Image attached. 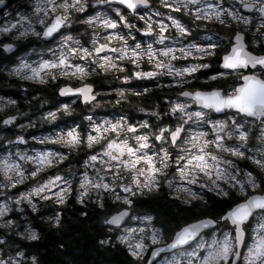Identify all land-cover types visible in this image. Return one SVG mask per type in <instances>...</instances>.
Wrapping results in <instances>:
<instances>
[{
  "label": "clouds",
  "instance_id": "1",
  "mask_svg": "<svg viewBox=\"0 0 264 264\" xmlns=\"http://www.w3.org/2000/svg\"><path fill=\"white\" fill-rule=\"evenodd\" d=\"M29 2L34 3L32 10L17 12L19 18L13 22L11 6L7 0H0V8L9 17V23L0 27V49L11 53L19 43L37 42L17 57L15 66L0 69L18 82L10 86L18 88L22 99L21 105L17 99L0 97V128L14 126L19 130L14 135L0 131V141L9 147L27 144L28 140L41 145L31 154L27 148L15 151L17 161L8 162L9 156L0 162V264H44L41 254L28 245L42 239L41 227L51 230L63 226L62 213L72 207L70 200L78 205L91 202L103 209L101 223L107 226L113 225L108 222L110 216L125 209L124 218L135 221L137 213L144 210L136 207L134 198L138 201L149 194L156 196L163 189L181 205L212 218L214 201L209 193L232 198L233 193L244 194L242 186L253 188L250 179L255 181V189L264 185V168L254 163L264 159V114L253 115L227 106L219 110L205 107L191 95L197 91L231 93L236 88L233 78L241 76L239 69L195 75L212 68V62L200 61L215 55L207 43L197 42L202 39L199 32L193 35V29L183 23L185 34L175 27L181 19L162 11L182 9L188 15L189 5L203 0H132V7L123 0ZM223 3L218 0L213 7L219 17L213 16L211 21L225 30L236 24L237 29L243 25L247 31L250 19L236 9L253 8V0H228L227 7ZM255 3L264 17V0ZM89 8L94 11L88 13ZM259 26H264V20ZM136 32L152 39L142 43L136 39ZM236 33L243 36V31ZM189 35L192 39L185 44ZM165 51L168 55H161ZM150 52L158 61L150 60ZM188 58L192 60L186 65L175 63ZM157 62L164 67H155ZM258 73L264 74V67ZM259 74L254 75L260 78ZM164 77L169 78L167 82ZM149 80L152 83H143ZM194 80L206 87H193ZM246 117H254L261 126L257 137L261 146L256 149L260 159L246 155L248 134L237 132L241 127L237 119ZM65 119L66 125L25 139L29 129ZM17 120L23 123L17 124ZM216 122L223 124L220 140L214 130ZM204 125H211V130L204 131ZM239 132L247 138L241 139ZM195 137H199V143ZM50 144L55 147H48ZM198 156L204 157L206 168L197 166L200 161L193 158ZM243 160L251 161L257 173L242 168L238 161ZM146 181L150 186H145ZM109 202L116 206L111 214ZM145 216L154 219L153 214ZM259 219L264 221V211ZM221 221L210 226L215 230L209 239L228 243L230 251L216 264H228L230 257L236 264L242 241L236 243ZM120 236L116 237L119 241ZM226 236L231 239L226 240ZM139 240L152 243L151 235L144 230ZM193 242L203 255L189 252L186 264L202 261L209 251L199 240ZM144 245L145 249L149 246ZM183 259L177 260L179 264Z\"/></svg>",
  "mask_w": 264,
  "mask_h": 264
},
{
  "label": "snow or ice",
  "instance_id": "2",
  "mask_svg": "<svg viewBox=\"0 0 264 264\" xmlns=\"http://www.w3.org/2000/svg\"><path fill=\"white\" fill-rule=\"evenodd\" d=\"M123 2L129 7L133 6L132 0H123ZM245 7H248V5H245ZM261 11H264V9H261ZM200 12L203 13L202 16ZM200 12L195 13L197 20L211 21L213 16L219 17V12L215 11L211 5L207 6L205 9H201ZM175 27L187 34L183 23H176ZM150 30L151 29L149 28V31ZM162 31L166 32V30L163 29ZM206 43L213 54L217 55V44L211 41ZM203 51L207 52L208 49ZM161 55H168V52H162ZM149 58L150 60L158 61V57L154 53L150 52ZM220 60L224 69L235 70L239 68H246L249 65H252L253 67H264V55H253L251 52L247 51L244 44V37L239 33L234 35L232 42L230 43V48H226L224 50L223 54L220 56ZM154 66L157 68L164 67V65L159 62H157ZM243 81L244 83L242 86L234 88L233 91L227 95H222L219 92L199 91L194 92L191 95L197 103H201L205 107L211 106L219 110L227 106L235 108L240 112L253 115L264 114V79H261L256 75H245L243 76ZM177 107L180 106L177 105ZM196 115L200 116L201 114L196 113ZM214 130L217 133V140L222 139L220 135V133L223 131L222 122H216L214 125ZM239 136L241 139L247 138L244 132H239ZM194 139H196L197 143H199V137H195ZM232 152L234 155L237 154L235 149H232ZM193 159L200 161V163L197 164L198 167H207V165L203 163V156L194 157ZM254 163L264 168V159L256 160ZM249 184L253 187V189L256 188L254 180L250 179ZM145 186H150V181H146ZM245 186H242L240 190L242 191L243 187ZM125 191H127V189ZM192 195L194 196L195 194ZM225 195H227V193H225ZM127 203L131 202L128 201ZM256 208L264 209V196H250L245 201L230 207L228 211L219 217H205L203 219H196L193 223L185 224L183 227L179 228V230L175 231L174 235L169 236L171 242L167 244L166 247L176 249L178 246L185 245L187 242L197 237L202 232V230L210 229V226L216 223L217 220H222L224 223L231 222L235 228L236 243H240L244 238V229L242 225ZM125 215H127L126 209L118 211L114 215L110 216L108 222L113 225H120ZM143 219L151 222L150 216H145ZM258 226L261 231L264 232V222H261ZM133 231V229H126L128 235H121L119 237L120 241L122 243L127 242L130 239ZM160 239L161 235L159 230L154 229L151 235L153 245H158ZM225 239L228 240L231 239V237L226 236ZM202 246L209 249L207 255L204 256L202 261L199 259H197L195 262L190 260L189 264H216V261H218L222 256L226 257L230 251V246L228 243L217 240H212L210 243H203ZM144 250L145 245L142 240H137L134 244H129V252L134 258H141ZM158 251H160V249L154 248L152 251V256H157ZM245 259L247 264H257V260L260 261V264L264 262V235L259 236L258 242L255 243L253 247L249 248ZM172 264H179V262L174 259Z\"/></svg>",
  "mask_w": 264,
  "mask_h": 264
},
{
  "label": "trees",
  "instance_id": "3",
  "mask_svg": "<svg viewBox=\"0 0 264 264\" xmlns=\"http://www.w3.org/2000/svg\"><path fill=\"white\" fill-rule=\"evenodd\" d=\"M113 15L115 16L114 13ZM201 24L202 22L199 23V25ZM207 26L209 29L218 31L219 38L222 37L224 43L226 33L223 26L212 21ZM233 27H237L236 24H233ZM234 33L235 31L231 35ZM226 48H230V41L226 43L225 47H221L217 51V55L206 60V62H212V68L200 70L195 75L204 77L212 72L220 71V56ZM0 59H5V57L0 55ZM5 76L4 73L0 72V93L17 99L22 105L20 91L17 87L10 86L18 82L14 79H9V82L6 79L2 80ZM192 86L206 87L200 84L198 80H194ZM59 121L65 122V120ZM9 128L11 127L9 126ZM17 132L10 131L8 134L14 135ZM134 203L136 207L144 210L139 213H151L155 216L157 226L163 229L167 238L175 233L181 224L201 216L191 208L177 203L161 192L156 196L149 194L141 197ZM69 204L72 207L66 208L62 213L63 226L51 230L47 229L46 226L41 227V231L44 233L42 239L28 245L29 248L41 254L44 264H145L144 259L134 258L124 244L116 241V230L110 231L109 226L101 223L103 209L91 202H88L87 205H78L70 200ZM109 205L111 214V210L116 206L111 205V203ZM230 205L231 200H215L211 205L210 215L218 217L224 214L225 209ZM105 240L107 243H104Z\"/></svg>",
  "mask_w": 264,
  "mask_h": 264
},
{
  "label": "flooded vegetation",
  "instance_id": "4",
  "mask_svg": "<svg viewBox=\"0 0 264 264\" xmlns=\"http://www.w3.org/2000/svg\"><path fill=\"white\" fill-rule=\"evenodd\" d=\"M214 2L216 4V6H217L218 0H214ZM7 4L9 6H11L9 8V11L11 13V17H12L13 22L16 19L19 18L17 16V12H20L21 10H23L24 12H30L32 10V8L34 7V3H30L29 0H7ZM222 6L223 7H227L228 6V0H224V3H223ZM237 8H238L239 11L242 12L241 7H237ZM162 11H165V12H169L170 11L173 16L181 19L182 23H184L189 28L193 29V32H197L196 31L197 28L195 27V25H199L200 22H202L203 24H208L210 22L209 20H197L196 17H195L196 8H193V7H189L188 15H185L182 9H181V11H175L174 9H162ZM241 16L248 17L250 19V26L251 25L253 26V23H254L253 19L255 17L260 19L258 24L257 25L255 24L256 25L255 28H252L251 31L249 29L250 26H248V30L247 31H244V26L243 25H242V27L240 26V28H242L243 32L246 34V43L248 45V50L250 52H252L253 54L263 55L264 54V35H261V34L264 33V27L259 26V24H260L261 20H264V17L258 16L257 13H254L252 15L241 14ZM186 18H187V20H186ZM8 23H9V17L4 15V8H0V27H4ZM165 23H169V21L167 19H165ZM137 24H138V26H142V22L141 21H137ZM223 28H224V26H223ZM240 28L239 29H237V27L234 28L233 25H232L229 29H226V30L224 29L225 33L230 35V43L232 41V35L231 34L233 33V31L236 32L237 30H241ZM255 29H258L259 31H258L257 34L253 35L251 32H253ZM173 32H174V30H173ZM252 36H253V40H254V38H256V36H258V37H260V39L263 40V42L262 43H257L256 42L257 40H254L255 43H253L251 41ZM135 37H136L137 40H140L142 43L144 41H146V40H151V36H147L146 37L140 32H136L135 33ZM189 37H192V36L189 35ZM3 39H7V38H3ZM228 40H229V37L224 41V43L222 45V48L226 46V43L228 42ZM32 43H37V42L30 40V41H27V42L19 43L18 46L16 47L15 51H13L11 53H5L2 49H0V55H3L5 57V59H0V69H5L6 70L8 67L15 66L16 62H17V57H19L21 53L26 52V50L31 46ZM165 44L168 45V41ZM219 44H220V42H219ZM156 47H163V45H156ZM188 60H192V58H188V59H185V60H178L175 63L178 64V65L185 64L186 61H188ZM260 68H261V66H256L253 70H239L240 73H241V76L239 78H233V85L232 86L237 88V86L241 83L243 75L259 74L258 70ZM0 72L5 74L4 71H0ZM229 72L231 73V71H229ZM259 75H260V77L262 79H264V74H259ZM5 79H6L7 82H9V78L7 76L2 78V80H5ZM163 79H164L165 82H167L169 78L168 77H164ZM143 83L144 84H149V83H152V81H150V80L149 81H144ZM0 97L8 98L9 96H4L2 93H0ZM11 98H13V97H11ZM216 116H217V114L214 113L213 114V118H216ZM239 120H245V121L249 122V124L253 123V125L251 127L250 126H246L244 128V132H246L248 134L247 148L245 149V151H246V155L255 156L257 159H260V155L256 151V149H258L261 146L260 145V141L257 139V137H259V135L261 133L259 122L256 121L254 117H246L245 119H239ZM19 123H23V121L22 120H18V124ZM66 124H67V120L65 119V122H62V121L60 122L58 120V121L53 122L49 126L51 128H53V127H58L59 128L60 125H66ZM203 128L206 131H209L207 125H204ZM8 129H9V126L8 127H4V128H0V131H6ZM29 131L31 133H35V132H40V131L48 132L50 130L47 127H40L38 125L36 128L29 129ZM238 131H240V130H237V132ZM229 143H235V141H229ZM238 163L240 164V166L242 168H246L248 171L253 172V174H256L257 171H258L256 166L253 165L251 163V161L243 160V161H238ZM161 193H164L167 197H169L170 199L175 200L177 203H179V201L175 197L169 195L168 191L162 189ZM256 194L264 195V185H262L261 188H258V189H253V188L248 187L246 185L245 186V192H244L243 195H236L235 193H233V197L232 198L214 197L213 194H211V193L208 194V197H209L210 200H213V201H215V200H231V205L228 206L225 209V211H224V212H226L230 207H232L235 204H238V203L246 200L248 197L256 195ZM134 201H135V198H134ZM185 207H187V206H185ZM262 211H264V209L258 211V213L254 216V218L248 224H246L244 226V228L246 230V240H245L246 244H244L245 248H244V251H243L244 255L247 254V252L249 250V245H251L252 241H253L252 226L254 225V223L264 222V221L259 219L260 214H261ZM145 214H150V213H144V214L137 213L138 218L135 221H131V222H129V220H128L126 222V225L129 226V225L134 223V224L148 225V226L157 228L158 223L155 220V216L153 215L154 219L151 222H149V221L144 222L142 218H143V216ZM201 218H204V217L201 215V216H199L197 218H194V219H192L190 221H187V222L181 224L179 227H177V229L183 227L185 224H189L191 222H194L196 219H201ZM221 224L225 225V227L231 232V235L233 237L235 236L234 228L230 226L229 222L228 223L221 222ZM217 227H219V225ZM214 230L215 229H211V230H207V231L203 232L197 240L202 241L203 239H201V237H203L205 239V243H206L208 240H210L209 237L211 236V233ZM166 241H168V238L164 239V237H163V239L160 242L165 243ZM195 248H196V246L193 243V244H191L190 246H188L186 248H182V249L176 251L175 253L186 254L192 249L195 250ZM170 255H172V254H167L165 256H170ZM165 256H163V257H165ZM230 258H232V257H230ZM182 263H184V260H183Z\"/></svg>",
  "mask_w": 264,
  "mask_h": 264
},
{
  "label": "rangeland",
  "instance_id": "5",
  "mask_svg": "<svg viewBox=\"0 0 264 264\" xmlns=\"http://www.w3.org/2000/svg\"><path fill=\"white\" fill-rule=\"evenodd\" d=\"M253 2H255V0H253ZM208 4H211L212 5V7H216V4H215V2H214V0H203V2L202 3H198V4H196V5H189V7H193V8H201V9H205L206 8V5H208ZM255 8H257V11H259V8H260V5L258 4V3H256L255 4ZM240 14H243L241 11H239L238 10V8L236 9ZM256 10V9H255ZM92 11H94V9H92V8H89L88 9V13H91ZM259 14H260V11H259ZM81 15H83V14H81ZM113 15V14H112ZM114 16V15H113ZM156 18H158V17H156ZM259 18H257V17H255L254 19H253V22L257 25L258 24V22H259ZM201 25H203L204 27L203 28H197L196 29V31L197 32H199L200 33V35H201V37H202V39L201 40H199V41H197V42H199V43H206V42H208V41H211V42H213V43H218L219 44V42H220V47H218L217 48V50L216 51H218V50H220L221 49V47H222V45H223V41H222V39L221 38H219V32L218 31H216V30H214L213 31V29H209V27L207 26V24H201ZM254 27V26H253ZM253 27H250L249 29H250V31H251V29L253 28ZM258 29H255L253 32H251L253 35L254 34H257L258 33ZM196 32H193V35L195 34ZM165 35H168V33H167V31L165 32ZM226 35V34H225ZM224 35V36H225ZM190 36H192V35H190ZM228 37L230 38V35H228ZM151 39H152V37H151ZM192 38H190L189 36H188V39H186L185 41H184V43L186 44V43H188V41L189 40H191ZM254 40H257L256 42L257 43H262L263 42V40L262 39H260V37H258V36H256V38H254ZM254 40H253V36H252V39H251V41L253 42V43H255L254 42ZM230 40H228V42H229ZM167 41H165V43H166ZM168 45L169 46H172L171 45V43L168 41ZM207 59H209V57H204V59L201 61L202 63L203 62H206V60ZM213 59V58H212ZM191 60H188V61H186V63L185 64H180V65H186L187 63H189ZM194 62V61H193ZM16 64H17V62H16ZM240 70H243V68H241ZM221 71V70H220ZM223 71V70H222ZM243 83H244V81H243V78H242V80H241V83L238 85V86H242L243 85ZM17 124H18V120H17V122H16ZM236 123H238V124H240L241 125V127L238 129V130H240V131H244V128L246 127V126H252L253 125V123H251V124H249V122H247V121H245V120H239V119H237V121H236ZM208 126V129H209V131L211 130V125H207ZM11 128H9L8 130H6V131H3V132H5V133H7L8 134V132H10V131H19L18 129H16L14 126H10ZM43 127H47L50 131L53 129V128H56V129H58V127H53V128H51L49 125H44ZM203 130L204 131H206L204 128H203ZM260 130H261V126H260ZM50 131H48V132H50ZM48 132H44V131H40V132H35V133H31L29 130L26 132V133H24V135H25V139L26 140H28V138L29 137H31V136H36V135H39V134H42V133H48ZM48 147H55L54 145H48ZM28 149L29 150V153L31 154V152H32V150L33 149H40L41 148V145H40V143H38V141H32V140H28V143L27 144H16L15 146H13V147H9L8 145H6V144H4V142L3 141H0V162H3L4 160H5V158L6 157H11V160L10 161H8V162H13V161H17L18 160V157H16L13 153L15 152V151H17V150H24V149ZM18 187H22V186H18ZM18 189H13V191H17ZM143 219V218H142ZM143 221L144 222H146V220H144L143 219ZM260 223H254V225L252 226V230H253V241H252V244L251 245H249V248H251V247H253V245L255 244V243H257L258 242V237L259 236H261V235H264V232H262L261 231V229L259 228V225ZM125 228H132V229H135L136 231L133 233V234H131V236H130V239L127 241V242H124V243H122V244H124L125 246H127L128 248H129V244H134L137 240H139V233H140V231L141 230H144V231H148V234L149 235H152V232H153V230L155 229V230H159V232H160V235H161V239H160V241L163 239V237H164V239L166 238L165 237V235L163 234V232L160 230V229H157V228H154V227H151V226H148V225H141V224H131V225H129L128 227H124V228H122L119 232H117L116 233V237L118 236V235H128V233L125 231ZM221 231H223V229H221ZM217 235L219 236L220 235V233H217ZM115 237V238H116ZM210 238V237H209ZM116 241H117V238H116ZM119 241V240H118ZM119 242H121V241H119ZM201 243H205V239L203 238V240L202 241H200ZM211 241L210 240H208L206 243H210ZM144 243H147L149 246L144 250V252H143V255H142V257L141 258H144L145 256H146V254H147V252H148V250H149V248L153 245V243H150L149 241H147V240H145L144 241ZM191 251H196L199 255H203V250L202 249H199V248H195V250H190L189 252H191ZM188 252V253H189ZM188 253H186V254H183V253H174V254H172V255H170V256H166V257H164L160 262H158L157 264H172V261L175 259L176 261L177 260H180L181 259V257H183L184 259V263H182V264H186V261H187V258H188ZM246 256V255H245ZM229 261H230V258H229ZM229 261H228V264H229ZM241 264H247V262H246V260H245V257H244V259H243V262L241 263ZM257 264H260V261L259 260H257Z\"/></svg>",
  "mask_w": 264,
  "mask_h": 264
},
{
  "label": "water",
  "instance_id": "6",
  "mask_svg": "<svg viewBox=\"0 0 264 264\" xmlns=\"http://www.w3.org/2000/svg\"><path fill=\"white\" fill-rule=\"evenodd\" d=\"M242 9H243V11H245V12H247V13H251V12L254 10V7L251 8V9H245V8L242 7ZM243 37H244L245 48H246L247 51H249V50L247 49V44H246V42H245V35H244V33H243ZM251 53H252V52H251ZM252 54H253V53H252ZM253 55H256V54H253ZM221 64H222V63H220V69H222V70H226V71H232L231 69H224V68H222V67H221ZM249 68H250V69H253L254 67H253L252 65H249L248 67L243 68V69H249ZM239 69H241V68H239ZM261 79H262V78H261ZM237 87H240V86H237ZM255 196H264V195H259V194H257V195H255ZM260 209H261V208H256V209H254L253 212H252V214L249 216V218H248L246 221H244L243 225L246 224V223H248V222L251 220V218H252V216L254 215V213L257 212V211H259ZM126 219H127V218H123V220L121 221V224H120V225H123ZM202 219H203V218H202ZM192 223H193V222H192ZM243 225H242V227H243ZM109 226H115V225H109ZM210 229H211V228H210ZM204 230H206V229H204ZM204 230H202V232H203ZM202 232H201V233H202ZM201 233H200V234H201ZM200 234H199V235H200ZM199 235H198V236H199ZM198 236L195 237V238H193V240L187 242L185 245L178 246L176 249L181 248V247H184V246H187L188 244H190L191 242H193L196 238H198ZM245 239H246V232H245V230H244V238H243V240H242V242H241V245H240V249H239V253H240V254H239V256L236 257V264H239L240 261H241V259H242V256H241L242 253H241V252H242V248H243V245H244ZM170 242H171V241H170ZM170 242H169V243H170ZM169 243H167V244H169ZM167 244H164V245H158V246L153 247V248L150 250V252H149V255H148V259H147V261H146V264H153L154 262H156V261L160 258V256H161L162 254L169 253V252H173L174 250H176V249L167 248V247H166ZM154 248H158V249H160V251H158V253H157V256H155V257L152 256V251H153ZM231 264H232V261H231Z\"/></svg>",
  "mask_w": 264,
  "mask_h": 264
}]
</instances>
